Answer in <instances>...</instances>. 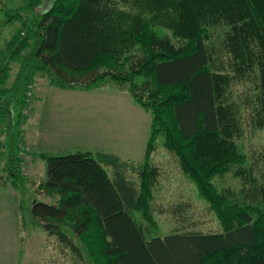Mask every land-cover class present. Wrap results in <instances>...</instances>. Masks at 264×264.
<instances>
[{"label": "trees", "instance_id": "obj_1", "mask_svg": "<svg viewBox=\"0 0 264 264\" xmlns=\"http://www.w3.org/2000/svg\"><path fill=\"white\" fill-rule=\"evenodd\" d=\"M22 26L24 36L16 32L6 46L20 66L13 85L0 90V112L11 113L20 85L39 72L51 85L68 88L111 84L151 115L144 159L135 170L106 153L39 154L45 178L38 185L51 201H35L31 216L56 228L47 232L53 242L79 258L74 239L89 242L91 264H264V182L254 205L212 184L245 159L233 142L238 107L226 98L234 80L254 85L252 122L264 128V0H51ZM156 28L185 44L176 47ZM212 35L220 37L228 71L222 60L214 68ZM159 137L221 231L151 236L157 171L150 158ZM12 147L6 165L13 181L18 158Z\"/></svg>", "mask_w": 264, "mask_h": 264}, {"label": "rangeland", "instance_id": "obj_2", "mask_svg": "<svg viewBox=\"0 0 264 264\" xmlns=\"http://www.w3.org/2000/svg\"><path fill=\"white\" fill-rule=\"evenodd\" d=\"M34 1L0 0L1 91L13 85L20 66V61L9 58L7 44L18 31L24 36L22 24L29 22L34 13L46 10L51 0H41L32 8L30 5ZM155 30L158 35L168 36L176 47L185 44L183 40L174 38L168 29ZM219 41V36L212 35L207 43L214 58V68H219L218 60H222V71L225 72L229 70L228 63L226 56L219 52ZM233 82L226 98L238 107L240 130L233 137V142L245 159L242 164L231 166L229 172L216 175L212 184L218 190L229 191L237 201L254 205L260 198L256 188L264 182V128L258 129L252 122L254 85L251 81ZM111 86L81 89L51 85L44 74L34 72L28 83L20 85L11 113L7 116L5 109L0 112V152L8 151L13 145V156L18 158L12 163L17 168L12 181L7 173V158L0 154V264H91L89 242L74 239L82 251V258L63 250L64 247L47 236L48 231L56 228L35 220L31 216V206L35 201H51L38 185L45 178V161L39 154L57 155V143L70 144L68 135L67 139L61 137L63 125L67 127L63 128L66 133L79 122L85 131L97 128L99 139L97 137L96 144L108 146L110 143L120 155L137 160L132 163L134 170L143 161L151 115L139 107L128 92H117ZM83 138V145L88 147L91 138ZM161 142L159 137L150 158L157 171L150 202L155 224L151 236L221 231L209 205L200 198L194 183L182 173L177 159L161 147ZM237 170L241 175L234 174ZM131 172L133 179L137 180L136 173ZM133 216L146 225L144 220H140L139 213Z\"/></svg>", "mask_w": 264, "mask_h": 264}, {"label": "crops", "instance_id": "obj_3", "mask_svg": "<svg viewBox=\"0 0 264 264\" xmlns=\"http://www.w3.org/2000/svg\"><path fill=\"white\" fill-rule=\"evenodd\" d=\"M80 124L81 123L79 122L78 125H76L75 127H72L71 132H68V133H66L65 130L63 129V128H67V127L65 125L62 126L61 137H66L68 135V139L70 140V142H69L70 144H68L66 142L57 143L56 148H55L57 150L56 152L58 153L57 155L72 154L75 152H89L93 155H95L97 153H106V154H110V155L116 156L118 158H121L122 160H125L127 162L135 163V161H137V160H134L130 157L126 158V157L120 155L118 152L114 151V148L111 147L110 143H108V146H104V145H102V143L100 145H97L95 142L97 137L99 139V131L97 130V128H95V130L85 131V130H83L84 128L83 129L80 128ZM92 125H94V127H96L95 124H92ZM149 127H150V124H149ZM84 136L87 138H91V144L88 147L87 146L85 147L82 143L84 140V138H83ZM59 138H60V131H59ZM66 139H67V137H66ZM1 153H3L2 155L7 158V151H5V152L1 151L0 154ZM4 153H6V154H4ZM2 155H0V156H2ZM33 165L34 164H32V166ZM106 170L109 171V167H106ZM32 173H33V171H32ZM0 195H1V193H0Z\"/></svg>", "mask_w": 264, "mask_h": 264}]
</instances>
